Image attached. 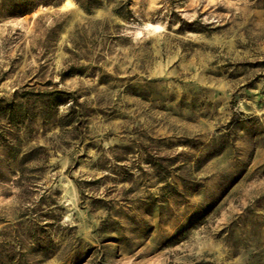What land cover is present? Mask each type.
Wrapping results in <instances>:
<instances>
[{"label": "rangeland", "instance_id": "1", "mask_svg": "<svg viewBox=\"0 0 264 264\" xmlns=\"http://www.w3.org/2000/svg\"><path fill=\"white\" fill-rule=\"evenodd\" d=\"M0 264H264V0L0 18Z\"/></svg>", "mask_w": 264, "mask_h": 264}, {"label": "trees", "instance_id": "2", "mask_svg": "<svg viewBox=\"0 0 264 264\" xmlns=\"http://www.w3.org/2000/svg\"><path fill=\"white\" fill-rule=\"evenodd\" d=\"M108 0H76L79 6L87 13L91 14L94 9L103 7ZM60 0H0V18H19L34 13L39 7L56 5ZM114 11L122 18L126 16L122 12V5ZM65 98V92H59ZM9 115L16 117L20 113V107H11Z\"/></svg>", "mask_w": 264, "mask_h": 264}]
</instances>
